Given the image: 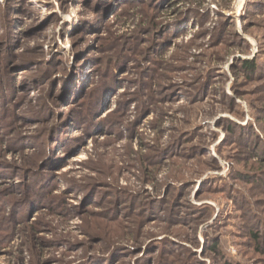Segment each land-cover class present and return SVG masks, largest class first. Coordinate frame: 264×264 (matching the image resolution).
Here are the masks:
<instances>
[{"label":"rangeland","instance_id":"rangeland-1","mask_svg":"<svg viewBox=\"0 0 264 264\" xmlns=\"http://www.w3.org/2000/svg\"><path fill=\"white\" fill-rule=\"evenodd\" d=\"M0 264H264V0H0Z\"/></svg>","mask_w":264,"mask_h":264},{"label":"trees","instance_id":"trees-1","mask_svg":"<svg viewBox=\"0 0 264 264\" xmlns=\"http://www.w3.org/2000/svg\"><path fill=\"white\" fill-rule=\"evenodd\" d=\"M243 68L246 69L247 71H252L253 72L256 67L253 64V62H251V61H245L243 63Z\"/></svg>","mask_w":264,"mask_h":264}]
</instances>
